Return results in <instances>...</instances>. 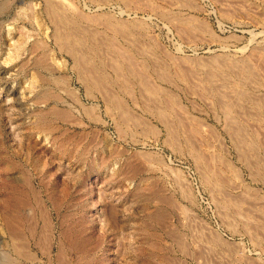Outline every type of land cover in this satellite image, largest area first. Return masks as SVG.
<instances>
[{
  "label": "rangeland",
  "instance_id": "374dc122",
  "mask_svg": "<svg viewBox=\"0 0 264 264\" xmlns=\"http://www.w3.org/2000/svg\"><path fill=\"white\" fill-rule=\"evenodd\" d=\"M61 1L0 0V264H264V0Z\"/></svg>",
  "mask_w": 264,
  "mask_h": 264
},
{
  "label": "bare ground",
  "instance_id": "6f19581e",
  "mask_svg": "<svg viewBox=\"0 0 264 264\" xmlns=\"http://www.w3.org/2000/svg\"><path fill=\"white\" fill-rule=\"evenodd\" d=\"M61 1V0H60ZM71 1V0H70ZM100 1H102V0H100ZM43 3V2H42ZM57 3V2H56ZM61 3H63L62 1H61ZM44 4V3H43ZM52 4H53V2H52ZM59 5H61V4H59ZM58 5V6H59ZM172 5V4H171ZM182 5V4H181ZM54 6V5H53ZM68 6V8H66L65 10H64V15H62V14H60V15H62L63 17H62V19L60 20V22L59 23H61V21L63 22L62 24H64L65 25V29H67V27H69V28H71L72 29V31L74 32L76 29H78V30H76V31H80L82 34H84V33H89V32H92L93 34H90V36L92 35H94V34H99L100 35V33H111V34H122L123 32L124 33H127V34H130L131 35V33H134L133 35H135V33H136V35L137 34H141V32H140V30L139 29H141L142 28V26L140 25L139 26V24L138 23H134V21L133 22H130V20L129 21H124V20H121L119 17L118 18H116V17H114L113 15H109V14H100V13H83V12H81L79 9V11L80 12H78L77 11V9L75 8L74 9V7H72V6H75V5H72L71 7H69V4L67 5ZM183 6H185V5H183ZM29 7V6H28ZM45 7V6H44ZM43 7V8H44ZM52 7V6H51ZM182 7V6H181ZM186 7V6H185ZM184 7V8H185ZM55 7H53V9H54ZM63 8H65L64 7V3H63ZM170 8H172V7H170ZM189 8V7H188ZM99 9V8H98ZM174 9V8H173ZM186 9V8H185ZM48 10L50 11V9L48 8ZM48 10H47V13H49L48 12ZM54 10H56V9H54ZM57 11H58V9H57ZM26 12V11H25ZM50 12H53V10H51ZM124 11H122V13H123ZM156 12H157V10H156ZM183 12H184V10H183ZM183 12H178L177 13V15L179 14V17H180V21L182 22V23H184L186 26H188V27H191V29L193 28V23H194V21H195V18H194V16L192 15V16H186L185 14H183ZM54 13H56L55 11L53 12V14ZM58 13H60V12H58ZM121 13V14H122ZM159 14L161 13V12H158ZM186 13V12H185ZM30 14V13H29ZM52 13H49V15H51ZM111 14V13H110ZM161 14H163V13H161ZM175 14V13H174ZM60 15H59V17H60ZM164 15V14H163ZM57 16V15H56ZM165 16V15H164ZM48 17H50V16H48ZM55 17V16H54ZM53 17V18H54ZM58 17V18H59ZM179 17H177V18H175V19H177V21H179L178 20V18ZM57 17H55V20H57L58 19ZM50 19V18H49ZM51 21H52V19H51ZM198 21V20H197ZM56 22V21H55ZM81 22H86L88 25H90V27H85V26H83L82 25V23ZM59 23H56V24H59ZM83 23V24H84ZM86 25V24H85ZM55 26V25H54ZM60 26H62V25H60ZM87 26V25H86ZM56 27L58 28V26L56 25ZM56 28V29H57ZM194 28H195V26H194ZM193 28V29H194ZM71 29H70V31H71ZM62 31H63V29H61ZM140 32H138V31ZM67 32L69 31V30H66ZM61 32V31H60ZM64 33H65V31H63ZM57 34V32H54V35H56ZM69 33V32H68ZM78 33L79 32H76L75 34L78 36ZM74 34V35H75ZM62 35V34H61ZM65 35H68V34H65ZM79 35H80V33H79ZM85 35V34H84ZM135 35V36H136ZM63 36V35H62ZM62 36H61V38H62ZM71 36V35H70ZM70 36H69V39H70ZM82 36L83 35H81V39H82ZM91 36V37H92ZM112 36V35H111ZM138 36V35H137ZM63 37H65V36H63ZM67 37L68 36H66V40H67ZM72 37V36H71ZM80 37V36H79ZM88 37H89V35H88ZM91 37H90V40H92V42H93V39H91ZM96 37V36H95ZM95 37H93V38H95ZM55 38H57V37H55ZM54 38V39H55ZM59 38H60V36H59ZM77 38V37H76ZM84 38V37H83ZM109 38V37H108ZM58 39V38H57ZM65 39V38H64ZM79 39V38H78ZM96 39H98V35H97V38ZM62 40V39H61ZM73 40H75V39H73ZM85 39H83V41H84ZM88 40V39H87ZM90 40H88L89 42H90ZM99 40V39H98ZM100 40H103V39H101L100 38ZM106 40L107 41H110V40H108L107 38H106ZM58 41L60 42V40L58 39ZM63 41V40H62ZM62 41H61V43H62ZM72 40H70V42H71ZM96 41V40H95ZM95 41H94V43H90V44H95ZM104 41V40H103ZM36 42H38V41H36ZM73 42V41H72ZM96 42H98V41H96ZM102 42V41H101ZM57 43V42H56ZM64 43V42H63ZM67 43V42H66ZM76 43H79V42H76ZM109 43V42H108ZM40 44V43H39ZM68 44H69V41H68ZM79 44H81V42L79 43ZM75 45L76 47H78V46H80V45ZM83 44H84V42H83ZM82 44V45H83ZM101 44V43H100ZM99 44V45H100ZM103 44V43H102ZM101 44V45H102ZM97 45H98V43H97ZM105 45H107L106 43H105ZM62 46V45H61ZM74 46V47H75ZM83 46H86V45H83ZM90 46V45H89ZM95 46V45H94ZM109 46H110V43H109ZM59 47H60V45H59ZM71 47V46H70ZM81 47V46H80ZM86 47H88V46H86ZM92 47L93 46H91V48L90 47H88V48H90V50L93 52L94 50H92ZM79 48V47H78ZM77 48V49H78ZM84 48V47H83ZM101 48V47H100ZM99 48V49H100ZM60 49V48H59ZM63 49H64V47H63ZM86 48H84V50H85ZM95 50H96V48H94ZM103 49V48H102ZM62 50V49H61ZM73 50V49H72ZM71 50V48L70 49H66V51L65 52H67V53H69V55H72V57L74 58H72L77 64H80L81 62H82V59L81 58H76V56H75V54H74V52ZM79 51H81V49L79 50ZM98 51V50H97ZM89 52V51H88ZM79 53V52H78ZM82 53H84V52H82ZM83 55V54H82ZM78 56V55H77ZM71 57V56H70ZM81 57H83V56H81ZM85 58H86V56H84ZM130 57V56H129ZM120 58V57H119ZM118 58V59H119ZM186 58V57H185ZM71 59V60H72ZM88 60V59H87ZM98 60V59H97ZM116 60V59H115ZM130 60H132L131 58H130ZM144 60V59H143ZM142 60V61H143ZM212 60H214V59H212ZM101 61V60H100ZM128 61V60H127ZM126 61V62H127ZM133 61L135 62V60H132V63H133ZM177 61V60H176ZM182 61V60H181ZM194 60H192V62H193ZM114 62H116V61H114ZM119 62H120V60H119ZM126 62L124 61V63H122V64H124L123 66H118L117 65V63L115 64V66H114V72H115V74L117 75V77H118V75L120 74H122V72L121 71H124V69H125V71H126V73H127V75L128 76H130V77H135L136 75L138 76V74H141V73H143V72H139L138 70H136V72H139L138 74L135 72V69H133L134 67H136V66H134V67H132L131 65H132V63H130V62H128L129 64H126ZM144 62V61H143ZM178 62V61H177ZM185 62V61H184ZM183 62V63H184ZM187 62H189V60H187ZM191 62V63H192ZM197 62V61H196ZM83 67H87V66H85L84 64H85V62H84V59H83ZM92 63V62H91ZM94 63V62H93ZM92 63V64H93ZM110 63V62H109ZM136 63V62H135ZM134 63V64H135ZM138 63V62H137ZM136 63V64H137ZM140 63V62H139ZM138 63V65H140ZM215 63H216V61H215ZM226 63V62H225ZM242 63H244V62H242ZM73 64V63H72ZM76 64V65H77ZM90 64V63H89ZM89 64H86V65H89ZM185 64V63H184ZM183 64V65H184ZM193 64H194V62H193ZM196 64V63H195ZM220 64V63H219ZM224 64V63H223ZM137 65V67H140V66H138ZM73 66H75V65H73ZM79 66H81V65H79ZM92 66V65H91ZM107 67H108V65H106ZM113 66V65H112ZM117 66V67H116ZM142 66V65H141ZM146 66V65H145ZM111 67V66H110ZM181 67V66H180ZM179 67V68H180ZM186 67V66H185ZM198 67V66H197ZM210 67V66H209ZM245 67V66H244ZM76 69H77V66L75 67ZM79 68V67H78ZM82 68V67H81ZM90 68V67H89ZM143 68V67H142ZM141 68V69H142ZM176 68V67H175ZM80 69V68H79ZM91 69V68H90ZM90 69H87V71H88V73H89V77H90V81H88V82H91V79H92V81L93 80H95V84H96V86L98 85V83L100 82L101 84H102V80H101V78H100V80H99V74H97L96 72V74L93 72L94 70H90ZM139 69V68H138ZM160 69V68H159ZM181 69V68H180ZM185 69V68H184ZM250 69V68H249ZM78 70V69H77ZM140 70V69H139ZM143 70V69H142ZM176 70V69H175ZM82 71H84V70H82ZM124 71V72H125ZM163 71V70H162ZM210 71V70H209ZM121 72V73H120ZM187 72V71H186ZM192 72V71H191ZM241 72V71H240ZM245 72H249V70L248 69H246V68H244V73ZM78 73H80V72H78ZM85 73V72H84ZM88 73H86L87 75H85V77H87L88 76ZM193 73V72H192ZM214 73V72H213ZM243 73V74H244ZM93 74H94V76H93ZM124 74V73H123ZM168 74V73H167ZM177 74H178V72H177ZM187 74V73H186ZM216 74V73H215ZM247 74V73H246ZM245 74V75H246ZM80 75V74H79ZM82 76L84 75V74H81ZM115 75V76H116ZM179 75V74H178ZM189 75V74H188ZM212 75V74H211ZM248 75H249V73H248ZM257 75V74H256ZM62 76V75H61ZM98 76V77H97ZM136 76V77H137ZM140 77H142L143 75H139ZM161 76V75H160ZM206 76V75H205ZM241 76V75H240ZM81 77V76H80ZM102 77H103V75H102ZM105 77V76H104ZM126 77V76H125ZM159 77V76H158ZM178 77V76H177ZM183 77V76H182ZM189 77V76H188ZM83 79H86V78H84V77H82ZM88 78V77H87ZM119 78V77H118ZM81 79V78H80ZM106 79V78H105ZM140 79H143V77L142 78H140ZM161 79V78H160ZM167 79H169L168 77H167ZM166 79V80H167ZM145 80V79H144ZM182 80V79H181ZM251 80V79H250ZM84 81V80H83ZM87 81V80H86ZM99 81V82H98ZM104 81V80H103ZM106 81V80H105ZM120 81V80H119ZM142 81V80H141ZM147 81V80H146ZM145 81V82H146ZM211 81V80H210ZM98 82V83H97ZM149 82V81H148ZM167 82V81H166ZM66 83V82H65ZM123 83V82H122ZM92 84V83H91ZM111 84V83H110ZM121 84V83H120ZM93 86V85H92ZM145 86V85H144ZM95 87V86H94ZM156 87V86H155ZM102 88V87H101ZM144 88H146V87H144ZM94 89V88H93ZM149 88H147V90H148ZM156 89V88H155ZM159 89H161V88H159ZM104 90V89H103ZM162 90V89H161ZM48 91V90H47ZM107 91H108V89H107ZM146 91V90H145ZM154 91V90H153ZM160 91V90H159ZM159 91H158V93H159ZM163 91H164V89H163ZM150 92V91H149ZM148 92V93H149ZM108 93H109V91H108ZM152 93V92H151ZM150 93V94H151ZM161 93V92H160ZM159 93V94H160ZM156 94V93H155ZM112 95V94H111ZM116 96V95H115ZM158 96V95H157ZM245 96V95H244ZM154 97V96H153ZM164 97V96H163ZM246 97V96H245ZM249 97V96H248ZM119 98V97H118ZM117 98V99H118ZM106 99V98H105ZM111 99V98H110ZM112 99H115V98H112ZM111 99V101L112 102H114V101H116V99L113 101ZM162 99H164V98H162ZM118 101H120V100H118ZM151 101V100H150ZM110 102V101H109ZM122 102V104L124 103L123 101H121ZM241 102V101H240ZM232 103V102H231ZM118 104V103H117ZM168 107V106H167ZM224 107V106H223ZM120 108V107H119ZM125 108V107H124ZM127 108V107H126ZM228 108H230V107H228ZM243 108V107H242ZM147 109V108H146ZM160 109V108H159ZM158 109V110H159ZM170 109H172V108H170ZM87 110H89V108L87 109ZM155 110H156V108H155ZM162 110V109H161ZM157 111V110H156ZM164 111V110H163ZM172 111V110H171ZM174 111V110H173ZM173 111H172V113H173ZM228 111V110H227ZM57 112V111H56ZM55 112V113H56ZM64 112V111H63ZM88 112H90V111H88ZM110 112V111H109ZM118 112V111H117ZM150 112V111H149ZM245 112V111H244ZM58 113V112H57ZM91 113V112H90ZM119 113V112H118ZM158 113V112H157ZM159 113H162V111L161 112H159ZM228 113V112H227ZM59 114V113H58ZM67 114V113H66ZM115 114V113H114ZM113 114V115H114ZM163 115V114H162ZM124 116V115H123ZM156 116H157V118H158V115L156 114ZM161 116V114H159V117ZM65 117V116H64ZM126 118V117H125ZM160 118H162V117H160ZM160 118H158V119H160ZM93 119H94V117H93ZM129 119V118H128ZM163 119V118H162ZM227 119V118H226ZM130 120V119H129ZM141 120V119H140ZM235 120V119H234ZM138 122V121H137ZM164 122V121H163ZM179 122V121H178ZM138 124V123H137ZM167 124V123H166ZM172 124V123H171ZM184 124V123H183ZM239 124V123H238ZM228 126V125H227ZM235 127H236V125H235ZM242 128V127H241ZM150 129V128H149ZM233 129H235V128H231V130H233ZM152 130V129H151ZM235 130H237V129H235ZM235 130H233V131H235ZM240 130H242V129H240ZM145 131V130H144ZM143 131V132H144ZM233 131H231V132H233ZM242 131H244V130H242ZM236 132V131H235ZM235 132H234V134H235ZM237 132H239V131H237ZM146 134V133H145ZM233 135V134H232ZM236 135H238L237 133H236ZM235 135V136H236ZM172 136V135H171ZM234 136V137H235ZM237 137V136H236ZM236 137H235V139H236ZM241 137V136H240ZM238 138V137H237ZM234 139V138H233ZM237 140V139H236ZM242 141L243 140H239V143H241V145H242ZM248 142V141H247ZM237 143H238V141H237ZM245 145V144H244ZM243 145V146H244ZM246 147V146H245ZM257 147V146H256ZM255 147V148H256ZM244 148V147H243ZM247 148H248V152L249 151H252V152H254L253 151V149L255 150V148H253V146H251L250 144H247ZM245 150V149H244ZM258 150V149H257ZM241 151H243V150H241ZM256 152V151H255ZM247 153V152H246ZM250 153V152H249ZM256 154V153H255ZM255 154H254V156H255ZM248 155V154H247ZM204 156V155H203ZM203 156H202V161H205L204 159H205V157L203 158ZM201 158V157H200ZM246 158V157H245ZM250 158V157H249ZM248 159V158H247ZM251 159V158H250ZM201 160V159H200ZM211 161H213V160H211ZM210 160H209V162H206L207 164H208V166L209 167H207V169L209 168H211L210 167V164H212V163H210L211 162ZM254 161V160H253ZM223 163H224V161H223ZM204 165H205V163H204ZM225 165V164H224ZM230 165V164H229ZM252 165V164H251ZM231 166V165H230ZM225 167V166H224ZM233 168V167H232ZM208 169V170H209ZM212 169H214V168H212ZM216 169V168H215ZM227 169V168H226ZM228 169H229V167H228ZM252 169V168H251ZM257 169V168H256ZM255 170V169H254ZM211 171H213V170H211L210 169V172ZM216 171H217V169H216ZM215 170L213 171V172H216ZM230 171H232V170H230ZM234 171V170H233ZM232 171V172H233ZM213 172H211L212 174H213ZM219 170H218V172H216V174L218 173V175H221L222 173H220L219 174ZM229 172V171H228ZM215 175V174H214ZM213 175V176H214ZM225 176V175H224ZM223 176V174H222V176H221V179H220V181L223 183L222 184V186H225V187H228V189H230V190H241V191H245L247 188H249V187H247L246 185H244L243 183H241V182H238L237 181V183H235V184H231V183H228V181L227 180H225L226 182H223V178H225ZM217 177V176H216ZM218 177H220V176H218ZM227 177V176H226ZM233 177H234V175H233ZM238 177V176H237ZM213 179H216L215 177H213ZM216 182H219V180L217 181L216 180ZM215 183V182H214ZM220 183V182H219ZM218 183V184H219ZM216 184V183H215ZM220 186V185H219ZM218 186V187H219ZM221 187V186H220ZM219 187V188H220ZM227 189V188H226ZM35 191V190H34ZM246 192H248V191H246ZM246 192H244V193H246ZM253 192V191H252ZM222 194V193H221ZM249 194V193H248ZM33 196V195H32ZM36 196V195H35ZM245 196V195H244ZM228 197V196H227ZM246 197V196H245ZM249 197V196H248ZM252 197V196H251ZM243 199V198H242ZM246 199V198H245ZM244 199V200H245ZM241 200V199H240ZM250 200V199H249ZM253 200V199H252ZM34 201V200H33ZM35 201H37V199L35 200ZM235 201V200H234ZM226 202V201H225ZM236 202V201H235ZM238 202V201H237ZM242 202H243V200H242ZM251 202V201H250ZM253 202V201H252ZM240 203V202H239ZM223 204H225V203H223ZM226 204H228V203H226ZM234 204V203H233ZM236 204V203H235ZM232 204H230V206H231ZM229 206V205H228ZM227 206V207H228ZM240 206V205H239ZM239 206H237V207H239ZM223 207H225V205L223 206ZM226 207V208H227ZM241 208V207H240ZM225 209V208H224ZM249 209V208H248ZM40 210V209H39ZM222 210V209H221ZM44 211V210H43ZM234 212V211H233ZM237 212V211H236ZM258 212V211H257ZM261 212V211H260ZM239 213V212H238ZM260 214V213H259ZM43 215V214H42ZM235 215V214H234ZM157 216V215H156ZM155 217V216H154ZM259 217V216H258ZM7 227V226H6ZM44 237V236H43ZM216 238V237H215ZM214 239V238H213ZM216 239H219V238H216ZM43 240V239H42ZM221 241V240H220ZM217 242V241H216ZM225 244V243H224ZM60 251V250H59ZM58 253H60V252H57V254ZM61 255V254H60ZM57 256V255H56ZM59 258V257H58ZM58 260V259H57ZM3 261V260H2ZM5 261V260H4ZM174 262V261H173ZM172 263V262H171ZM5 264V263H4ZM173 264H175V263H173Z\"/></svg>",
  "mask_w": 264,
  "mask_h": 264
}]
</instances>
